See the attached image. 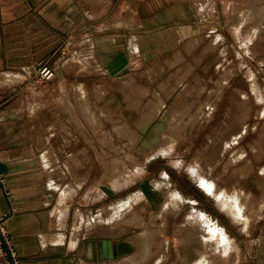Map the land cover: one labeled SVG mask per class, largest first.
Instances as JSON below:
<instances>
[{
    "label": "rangeland",
    "instance_id": "374dc122",
    "mask_svg": "<svg viewBox=\"0 0 264 264\" xmlns=\"http://www.w3.org/2000/svg\"><path fill=\"white\" fill-rule=\"evenodd\" d=\"M78 2L96 20L92 54L72 51L79 22L7 89L28 120L39 106L57 232L73 245L130 237L117 256L135 264H264V0ZM184 3L196 33L150 53L138 14ZM116 49L125 67L108 73Z\"/></svg>",
    "mask_w": 264,
    "mask_h": 264
},
{
    "label": "crops",
    "instance_id": "0c3cea01",
    "mask_svg": "<svg viewBox=\"0 0 264 264\" xmlns=\"http://www.w3.org/2000/svg\"><path fill=\"white\" fill-rule=\"evenodd\" d=\"M78 1L0 0V85L6 88H0V173L11 195L8 201L0 191V217L20 264H135L129 258L132 251L121 252L114 259L98 260L99 241L103 238L73 245L57 232L60 213L53 207L50 183L38 156L45 137H35L31 130L34 122L30 120L36 118L39 106L36 102L29 104L28 120L22 110L23 103H11L13 96L7 91L14 90L13 81L49 60L61 45L66 29L79 22L85 21L86 26L68 36L74 40L72 51L81 54L84 49L85 54H92L94 35L89 28L96 20L88 19L87 8L85 11ZM103 6L102 3L97 9L102 10ZM146 13L138 14L135 28L139 29L138 36L150 53L165 52L196 33L197 17L190 4L151 9ZM77 38L80 40L76 41ZM121 52L116 49L110 54L109 65L104 67L108 73L125 67ZM129 238L113 241L114 246L117 250L131 246L126 241ZM3 263L0 257V264Z\"/></svg>",
    "mask_w": 264,
    "mask_h": 264
},
{
    "label": "built area",
    "instance_id": "2783aa9c",
    "mask_svg": "<svg viewBox=\"0 0 264 264\" xmlns=\"http://www.w3.org/2000/svg\"><path fill=\"white\" fill-rule=\"evenodd\" d=\"M43 75L49 78L52 73L46 66L41 69ZM0 191L10 201L11 195L5 186V179L2 173H0ZM0 257L3 258V264H20V259L16 255L14 249L9 244V238L3 225V217H0Z\"/></svg>",
    "mask_w": 264,
    "mask_h": 264
},
{
    "label": "water",
    "instance_id": "95a60500",
    "mask_svg": "<svg viewBox=\"0 0 264 264\" xmlns=\"http://www.w3.org/2000/svg\"><path fill=\"white\" fill-rule=\"evenodd\" d=\"M100 245L98 247V260H110L117 256V246H114L112 240L103 238L99 241Z\"/></svg>",
    "mask_w": 264,
    "mask_h": 264
},
{
    "label": "bare ground",
    "instance_id": "6f19581e",
    "mask_svg": "<svg viewBox=\"0 0 264 264\" xmlns=\"http://www.w3.org/2000/svg\"><path fill=\"white\" fill-rule=\"evenodd\" d=\"M201 180V179H200ZM204 180V179H203ZM202 182V181H201ZM203 183V185L206 187V188H208L210 191H211V189H212V184L210 183V182H202ZM229 199H230V205L231 206H235V207H237L236 206V204H235V202H236V200L234 199V198H231V197H228ZM234 210H236V208H234ZM212 235H213V233H212ZM216 235V234H215ZM214 236V235H213ZM216 237V236H215ZM217 239V238H216ZM219 240V239H218ZM117 257V256H116ZM115 257V258H116ZM114 259V258H113Z\"/></svg>",
    "mask_w": 264,
    "mask_h": 264
}]
</instances>
